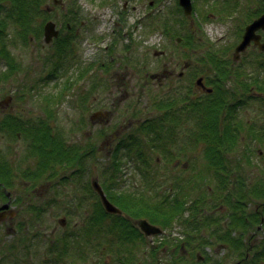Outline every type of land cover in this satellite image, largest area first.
Instances as JSON below:
<instances>
[{"label": "rangeland", "instance_id": "374dc122", "mask_svg": "<svg viewBox=\"0 0 264 264\" xmlns=\"http://www.w3.org/2000/svg\"><path fill=\"white\" fill-rule=\"evenodd\" d=\"M42 1L43 7L50 5L53 12L50 16L38 14L27 24L41 31L37 38H25L20 33L22 29L10 7H5L1 19L3 28L11 31L12 45L16 46L14 89L23 98L20 110L27 116L48 118L56 136L63 138V148L72 149L76 145V152L62 156L51 149L35 151L40 161L46 162L54 154L56 157L47 163L49 173L44 168L35 182L28 183L27 187L29 184L36 187L34 194L20 198L19 213L14 219L20 230L15 234L7 232V241L0 239V264H123L119 259L130 258L137 264H152L151 248L159 241L166 244L157 250L159 264L171 263L169 254L175 251V245L190 237L193 225L177 223L170 229L163 228L161 235L147 236L145 242L134 233L135 237L119 243L115 234L122 235L127 229L138 227L141 218L124 215L129 221L126 227L115 218L104 219L102 226L89 227L88 221L105 211L94 181L115 200L143 197L156 205L173 193L171 189L179 182L180 187L173 189L175 194L180 193L182 198L190 194L187 174L200 179L202 187L197 193L205 196L216 186L212 181L214 176L234 175L243 181L246 192L249 190L243 199L244 208L237 214L249 213V207H255L249 198L256 194L255 186L264 178V139H251L254 136L251 133L244 134L246 139L239 142L237 134L230 138L229 129L248 121L258 131V125L264 124L259 115L264 104L252 96L255 91L264 92V73L259 87L253 81L258 52L251 44L239 60L233 58L246 26L264 12V0H192L191 17L184 15L179 0H62V7H54L52 0ZM71 6L81 12L80 20L75 22L79 37L64 47L56 41L64 32V14ZM68 17L75 19L69 13ZM48 20L59 30L51 42L44 38ZM189 21L196 23L195 26L189 28ZM105 60L110 61L109 67H100ZM223 60L228 63L233 78L229 70L224 71ZM185 62L196 69V80L205 77L210 81L207 83L213 87V93L209 95L222 89L225 95L231 94L235 83L242 81L246 87L242 91L237 88L239 95L251 94L248 104L240 109L231 106L232 98L228 104L210 96L208 108L202 104L197 113L188 114L180 131L182 136L191 133L195 146L190 153L175 138L176 109L182 110L178 107L179 97L173 103L161 102L162 98L178 92L176 79ZM165 70L174 71L168 81L163 77ZM1 80L11 87L4 73H0ZM207 91L212 90L207 88ZM4 95L0 93L1 98ZM96 111L106 114L91 119ZM151 115L159 121L146 127L143 123ZM105 122L113 127L104 128ZM139 125H143V130L138 134ZM43 133L51 137L50 131L35 132L39 137ZM154 133H157L154 139L165 147H151ZM148 134L150 142L149 138L142 141ZM131 135L136 136L132 143ZM112 137V148H108ZM86 142L91 144L93 152L90 148L83 149ZM33 148L28 142L25 145L21 135L11 140L0 138V150H5L10 159H16L13 167L17 171H24L30 165L29 161L21 162V157L26 150L33 152ZM131 151L134 157L130 158ZM115 161L122 164L115 168ZM185 161L189 167L177 171ZM73 171L75 174L70 175ZM180 176L184 177L182 181ZM228 214L222 210L215 213L218 217H229ZM61 219L65 222L60 223ZM6 225L10 224L6 222ZM242 228L245 237L248 228L245 225ZM200 234L205 236V241L211 238L208 228ZM210 242L213 246L209 245L205 251L204 245H200L202 241L198 244L193 239L190 245H200L195 255L209 256L217 264H236L215 236ZM184 252L189 256L186 261H191L190 247ZM246 264L252 262L247 260Z\"/></svg>", "mask_w": 264, "mask_h": 264}, {"label": "flooded vegetation", "instance_id": "af4514ba", "mask_svg": "<svg viewBox=\"0 0 264 264\" xmlns=\"http://www.w3.org/2000/svg\"><path fill=\"white\" fill-rule=\"evenodd\" d=\"M9 1L10 0H0V18L3 17L5 11V2ZM52 4L54 5V7L62 6V4L56 3V0H52ZM49 6L50 5L46 6V10L49 13H52L53 9ZM1 22L2 21H0V73H4L5 76L8 77L7 81L11 83V87L7 86L3 80L0 81V93L5 94L3 98L0 97V138H8L11 140V137L19 138V136L21 135L24 139L25 145L26 142H28V144L30 143L31 149L32 147H34L33 152H28L26 150L28 154L25 152L24 155H22L21 157V162L29 161L30 163V165H28L24 171H21L19 169L17 171L13 167L14 163L16 162V159H10L9 156L5 153V150H0V239H2V237L4 239H7V232L11 231L14 234L19 233L18 230L20 229L18 228V225L15 223L14 219L19 213L20 198L31 197L34 194V189L36 187H32L30 184L29 187H27V185L28 183L35 182L37 175H39L42 171V168H40V166H38L37 164L38 159H36L35 157V132L41 129H37L38 123L34 122L35 120H38L36 117L27 116L23 111L20 110L23 98L20 94L17 93V89H14L16 76L12 74V71L15 70L17 66L16 60L14 59L13 55V49H15L16 46L12 45V41L10 38L11 31L4 29ZM263 32L264 30L258 31V34L261 37V42L264 41ZM253 46L257 50V55L259 57L258 61L256 62L257 67L255 66L256 79H254L253 81L256 83L255 86L259 87L263 79L262 74L264 73V51H262L254 43ZM228 67L229 65L228 63H226V68L224 69V71L229 70V76L231 77L232 75L233 78V74L232 72L230 73V68ZM173 76L174 71H164L163 77L166 81H168L170 77ZM200 78L196 80V69L191 65L190 62H185L181 66L180 72L178 74V79H176L177 82L175 84V86H177L180 91L178 90V92H175L161 99V102L166 100V102L168 103H173L179 97L178 102L181 103L180 105H178V107L182 108V110L176 109L177 114H175V119H177L178 122V124L176 125V128L178 127V130H175V138L177 140V144L182 145L184 151H186L187 149L188 153L192 151L193 147L195 146V143L193 140H191V133L182 136V132L180 130L185 127V125H182L185 122L183 119H185L186 116L195 114L194 108L197 106V104H209L210 101L208 100L210 96L219 98L221 99V101H225L226 103L229 102L228 104H230V99L232 98L233 103L231 104V106L240 109L248 104V99H250L251 95H244L242 93H240L239 95L237 88L240 89L239 91H242L246 87V82L243 81L241 83H235L231 94L227 93V95H225L226 92L223 93L222 89V91L218 90L214 95H209L213 93V87H211L207 83L210 81L205 77ZM158 79L160 80L161 78L158 77ZM217 81H220V79H218ZM229 81H231V78L229 79ZM251 85H253V82L251 83ZM207 88H211L212 91L208 92ZM169 90L172 91V87H170ZM253 94L254 95L252 96L258 98L260 104H264V92L255 91ZM259 115L264 119V105L263 110ZM31 121V124H26L30 123ZM146 121L152 124L153 122L155 123L159 120L154 118L153 115H151L146 117L144 122ZM105 124L111 126L109 122H105ZM235 125L236 124L230 126V129L228 127L229 131H231V139L233 138L234 134H237L239 142H241L246 139L245 135H250L251 133L254 134L251 139L256 138V141L264 139V124H261L260 126L258 125V131H255L248 121L244 124L239 123L237 127ZM41 127L42 126L39 125V128ZM112 127L113 126H111V128ZM126 128L131 129V127ZM138 128H140V126ZM141 129L143 130L142 127ZM29 130H31L32 132H29ZM145 133L146 131H144L143 134H141L140 136H143ZM27 134L28 138H26ZM113 136L115 137V135ZM156 136L157 133H154L151 137V143H153L151 147H165V145L159 140L156 141V139H154ZM114 137L110 139V144L108 148H112V139ZM148 138L150 142L149 134L142 137L141 140L144 141ZM115 140H117V136L115 137ZM131 140H133L132 135ZM2 142L4 143V141ZM6 142L10 144L8 141ZM94 143L96 145V142ZM192 143L194 144L191 146ZM138 144L139 142L137 143V145ZM186 144H188L189 147L187 146L186 148ZM87 145H85L87 148H91V144L87 143ZM98 150L100 149L98 148ZM87 154L91 155V153ZM132 154L133 151H131L130 153V158L134 157V155ZM240 158L241 155H239V159ZM51 159L52 157H50L46 161L45 170L47 171V173H49L50 167V165H47V163ZM188 167L189 164L187 165L185 161L180 165V168H178L177 171H179V169L186 170ZM187 176L190 178L187 182L188 188L191 189V192L190 194H185L187 195L189 201L188 205L184 207L183 211V213L185 214L184 222L179 221L177 223L182 225L186 222V219L188 218V224L196 227L197 224H200L208 219H214L215 221H220L221 219H223L222 226L217 224L212 228H209V230L220 229V234L223 239V243L221 244H223L225 251H229L227 253L229 254L228 256L230 257V259L236 261V264H246L247 260H250L252 264H264V178H261L259 183L256 184V194L253 197L249 198V202L251 203V205L255 204V207H249V213L251 218L247 224V236L243 237L245 230L242 228V218L240 214H237L244 208L243 199L245 195L249 194V190L246 192V188L243 184V181L234 177V175H225L223 178L219 176H214L212 178V181L216 184V186L212 191L210 190L214 194H212L211 192L210 194H208V196H205L204 194L206 199L201 201L202 206L198 207L197 190L201 189L202 187L200 179H197L192 174H187ZM183 179L184 177L180 176L179 181H182ZM180 185L181 183L179 182V184H177L176 189H178ZM184 193L185 192H183V194ZM254 201L255 203H253ZM250 203H248V205H250ZM213 204L215 205V207H211ZM218 210H222V212L229 213L233 216L218 217L217 215H215ZM6 222L10 224L9 227L6 225ZM6 239L4 241H7ZM244 245L246 246L245 248ZM234 251L236 252L234 253ZM185 255L187 254L185 253ZM200 259L203 261L204 257Z\"/></svg>", "mask_w": 264, "mask_h": 264}, {"label": "trees", "instance_id": "16d2710c", "mask_svg": "<svg viewBox=\"0 0 264 264\" xmlns=\"http://www.w3.org/2000/svg\"><path fill=\"white\" fill-rule=\"evenodd\" d=\"M48 1V0H47ZM46 1V4H47ZM45 2H43L42 0H10L9 2H6L5 7H10L12 9V14L15 15L14 19L16 20L17 25L22 29L20 30V33H23L25 38H33V36H35V38L39 37L40 32L38 31V29L36 30L34 27H30L29 24L31 19H34L38 16V14L44 15V16H50L52 13H49L46 11L45 7H43V4ZM18 11V16L16 17V13ZM70 14V16L75 19H71L68 17V13ZM81 12L76 9L74 6H71V9L66 10L65 14H64V19H65V28L63 29V33L61 35L60 38L57 39L56 42L61 43L62 45L68 46V45H72L73 41H76V38L79 37V35L77 34V29H75V22H77L78 20H80V14ZM2 17L0 18L1 21ZM83 20V19H82ZM80 21V25H81ZM67 23V25H66ZM196 23H192L189 21V28L192 27V25L195 26ZM70 26V27H69ZM74 48V47H73ZM128 48V47H126ZM213 58L214 61V57L211 56ZM210 57V58H211ZM219 61V60H218ZM110 61L105 60V64H101L99 65L100 67H109ZM98 66V68H99ZM207 103H203V106H206V108H208ZM202 105L197 104V106L194 108L195 113H197V110H200V108L203 107ZM159 120V119H158ZM151 125V123L149 124V126ZM154 125H157V121L154 123ZM43 131H50V128L48 126H45L43 129ZM51 137H48L49 134L43 133L41 137L37 136L35 134V151H37L38 153H42L41 151H45L47 149H51L53 150V153H56L57 155H65L67 152L68 154H72V151L76 152V145H73V148H63L62 146V141L63 138H61V136L57 137L56 136V132L54 133V135L50 132ZM224 143V141H223ZM83 149L88 150L87 147L85 145L82 146ZM79 148V145H78ZM91 152L94 151V149L91 146ZM91 152H86L87 153H91ZM47 153V152H44ZM214 153V150H213ZM212 153V156H213ZM56 154L52 155L51 157H56ZM85 154V155H86ZM216 157V156H215ZM215 160L212 161V163H210L211 165L213 164ZM38 166H40V168L44 169L46 162L45 161H40L38 160L37 162ZM115 164V168L118 166H120V164L122 163H117L116 161L114 162ZM75 174V172L71 173L70 175ZM176 189V188H173ZM171 189V191L173 193H169L167 195V197L164 198V200L162 202H157L156 205L153 204V202L149 203L145 200V198L141 197L140 199L137 198V200H130L129 198H117L116 200L113 199L110 196H107L108 199L110 201H112L114 204H116V206L122 211L121 214L119 215H114V214H109L106 213L104 211V209L102 210L101 213L97 214L96 217H93L91 219V221H88V225L89 227H94L96 224H100L99 226H102V223L104 221V219L106 218H115V221L117 223H121L123 222V225H125V227L127 226V223L129 222L127 219H125L126 217H124V215L129 216V217H133V218H147L152 222H155L156 224H158L162 229H167V228H172L175 226V224H177V222L179 221H183L185 219V214L183 213L184 211V207L186 205H188V197L187 195L184 196V198H182L180 193L175 194L174 190ZM140 196V195H139ZM206 197L204 195H198V201H197V206L201 207V201L205 200ZM36 208V207H34ZM36 210V209H35ZM37 212V211H36ZM99 215L101 216V221H99ZM241 218H242V223L243 225H245V227L248 224V221L250 220V215L248 212L246 213H241ZM228 216H233L228 214ZM221 221V222H220ZM220 221H215L214 219H208L203 221L200 224H197L196 227L192 226L190 228V234L187 239L183 240L181 243H178L177 245H175V251H171L173 252L172 254H169L172 261L169 264H215L216 262L212 260V258L208 257H204V260L202 261L200 258H203L201 254H197L194 252L198 253V248L200 247V245H204V251L206 248L209 247V245L213 246V244L209 241L211 238H213L214 236H216V239L219 241V244L223 243V239L221 237L220 234V229H214L211 230V238L208 241L203 240L205 236H203L202 234H200L202 232V230L204 229H209L212 228L213 226L219 224L220 226H222V220ZM186 222L188 223V218L186 219ZM185 222V223H186ZM183 223V224H185ZM182 224V225H183ZM128 232L123 233L122 235H120L119 233L115 234L117 236V238L119 239V243H126L125 240H129L131 237H135L136 235L139 236V239H141V241L145 242V240L147 239L146 236L141 232V230L136 227L133 226V228H129L127 229ZM198 231V232H197ZM136 235H135V234ZM196 234L197 236L194 237L193 234ZM127 234V236H125ZM122 239V240H121ZM193 239H197L198 244L200 241H202V243H200L199 247L197 244L195 245H190L191 240L193 241ZM166 244L163 241H159V244L157 246H153L151 248V258L153 260L152 264H159L158 262V253L157 250L163 246H165ZM223 246V244H221ZM187 247H190V250H192L193 254H191L192 256V260L191 261H186L187 258H189V256L186 257L184 250L187 249ZM232 247V245H231ZM246 246L244 245V248ZM235 248V247H234ZM189 251V250H188ZM123 264H137V261H132V258H130L129 260H124V259H119ZM165 264V262L163 263ZM217 264V263H216Z\"/></svg>", "mask_w": 264, "mask_h": 264}, {"label": "water", "instance_id": "95a60500", "mask_svg": "<svg viewBox=\"0 0 264 264\" xmlns=\"http://www.w3.org/2000/svg\"><path fill=\"white\" fill-rule=\"evenodd\" d=\"M56 3H62V0H56ZM179 5L183 9V13L186 17H191L193 12L192 0H179ZM259 30H264V14L256 18L252 23L246 26L245 32L242 36L241 42L236 46L234 51V60H239L241 53L244 52L251 44L257 45L262 51H264V41H260L261 37L258 34ZM59 35V30L56 28V24L53 21H48L44 27V38L46 42H51L53 38ZM181 39H178L180 41ZM105 112L96 111L92 114L91 119L105 116ZM95 191L98 193L101 202L106 212L111 214H121L122 211L114 205L105 194L104 190L97 181L93 183ZM65 220L61 219L60 223H64ZM140 230L146 236H153L162 233V229L156 225L151 224L147 219H140L138 221Z\"/></svg>", "mask_w": 264, "mask_h": 264}, {"label": "bare ground", "instance_id": "6f19581e", "mask_svg": "<svg viewBox=\"0 0 264 264\" xmlns=\"http://www.w3.org/2000/svg\"><path fill=\"white\" fill-rule=\"evenodd\" d=\"M258 55H257V57H256V62L258 61ZM224 61V60H223ZM225 62V61H224ZM37 119L38 120H35L34 122L35 123H38V128L37 129H43L45 126H48L49 128H50V132L51 133H55L56 132V129L54 128V126L52 125V123L49 121V119L48 118H44V117H41V116H38L37 117ZM32 123V121L30 122V123H26V124H31ZM22 124H24V123H22ZM143 124H145L146 125V127H148L149 126V124H150V122H144ZM39 125H41L42 127L41 128H39ZM106 125V124H105ZM140 126V128H138L137 129V133L139 134L140 132H141V127L143 128V125H139ZM102 128V127H101ZM104 128H108V124H107V126H105ZM104 128H103V132H105L104 131ZM109 129H111V126L109 125ZM29 132H32L31 130H29ZM102 133V130H100V134ZM105 133H107V132H105ZM137 134V135H138ZM132 139L133 140H131V143H132V141H134L135 139H136V136L135 135H132Z\"/></svg>", "mask_w": 264, "mask_h": 264}]
</instances>
